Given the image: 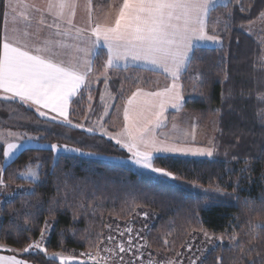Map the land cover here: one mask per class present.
I'll use <instances>...</instances> for the list:
<instances>
[{"label": "trees", "instance_id": "obj_1", "mask_svg": "<svg viewBox=\"0 0 264 264\" xmlns=\"http://www.w3.org/2000/svg\"><path fill=\"white\" fill-rule=\"evenodd\" d=\"M241 2H251L252 6L247 11H240L238 6L231 8V27L226 36L221 35L223 44L197 46L194 58L182 74L187 94L183 108L195 115L200 127L214 120L218 126L214 158L168 156L154 161L178 175L184 182L181 183L158 180L147 171L98 157L61 153L57 160L47 147H26L10 166L3 167V181L27 185L29 191L5 203L0 221L1 245L17 251L25 249L39 239L47 221L52 226L45 243L48 255L30 251L18 256L32 264H61L60 260L50 258L53 253L64 257L99 248L108 227L118 220L139 216L144 222L146 242L154 252L175 257L193 231L203 229L224 235L223 242L210 248L203 264H248L249 258L259 259L256 252L264 253V229L252 225L264 221V69L257 63L258 57L264 55V46L259 41L260 34L247 31V26L260 20L264 0ZM227 13L228 9L219 7L210 21L219 17L228 20ZM105 56V50L96 56L99 66L104 64ZM110 74L108 84L115 96L114 113L134 89L150 87L144 80L139 82L143 76L140 79L136 76L152 77L159 72L128 66L111 68ZM198 75L201 81L192 89L194 76ZM104 87L101 77L91 92L92 111L85 123L103 116L105 106L100 97ZM122 87L127 90L124 96L119 92ZM81 93L84 98L78 95L71 103L70 117L87 99V92ZM1 102L19 110L30 122L43 121L71 132L72 136L65 139L83 148L116 157L129 154L99 131L88 133L85 127L77 129L50 121L18 100ZM74 122L81 124L80 119ZM37 130L45 133L44 139H60L58 134L45 132L43 128ZM29 164L33 168L39 166L40 182L33 183L19 175ZM192 183L204 188L219 186L231 195H201L192 199L189 195ZM32 189L34 194H30ZM234 235L237 240L230 239ZM250 246H255L256 251L246 257L240 249L247 250ZM78 264L95 263L84 260Z\"/></svg>", "mask_w": 264, "mask_h": 264}, {"label": "snow or ice", "instance_id": "obj_2", "mask_svg": "<svg viewBox=\"0 0 264 264\" xmlns=\"http://www.w3.org/2000/svg\"><path fill=\"white\" fill-rule=\"evenodd\" d=\"M79 6L80 0H47L45 8L31 6L35 15L26 18L28 28L24 30L15 26L8 28L7 23L5 24L3 35L0 36V101L18 100L25 105H34L39 116L48 117L51 112L55 115L50 117V121L82 129L83 124H73L69 118V107L73 97L79 95L81 99L84 98L81 93L83 89L87 92V111H92L93 97L88 90L94 82L90 77L95 75L93 65L100 47L105 48L108 54L103 71L99 73V76H103L106 86L110 79L108 76L110 68L121 66L127 68L129 64L154 66L172 76L170 87L154 92H145L137 87L126 99V106L123 108L124 124L116 135L104 129L103 117L96 122V127L87 128L86 131L94 133L99 129L104 135L116 140L117 144L126 147L131 153L128 159L141 169L147 170L154 178L184 183L172 171L154 166V161L168 156H199L213 159L215 146L194 149L187 143H181L179 139L170 141L168 138H160L157 129L164 126L168 107L177 111L182 107L185 97L176 81L194 58L196 46L204 41L223 44V38L217 33L216 28V24H219L218 19L212 26V32L217 34H209L212 13L219 7L228 9L229 19L224 21L223 28L220 29L226 33L231 27V8L238 6L240 11H247L252 6L251 2L244 4L241 0H122L115 5V12L112 11V6H109L102 22L93 14L92 0H86L85 26L75 23ZM6 8L14 11L13 0H8ZM5 16L7 17V12ZM46 17H51V20ZM260 18H264V12L260 13ZM33 20L36 25L35 32L30 30ZM44 28L49 30L48 35L39 37L38 33ZM33 39L37 42L30 43ZM257 63L264 69V55L258 57ZM99 76L95 79L98 80ZM120 94L123 96L122 89ZM100 99L104 100L103 94ZM111 107L106 106L105 114ZM13 135L18 134L0 132V142L5 146L3 155L6 166H10L14 158H18L17 152L21 149L27 150L26 145L42 139L31 136L20 137L22 142L7 139ZM183 136H192V139H195L194 132H184ZM47 148L57 154L75 153L82 157L104 155L99 151H84L67 144H50ZM38 167L26 165L25 171L19 175L38 183L40 182ZM0 187H6L2 179ZM189 187L192 199H198L201 195L204 197L231 195L219 186L204 188L202 185L192 183ZM30 194H34V189ZM144 215L147 216V213ZM249 223L252 224L251 221ZM47 226L46 221L45 228ZM252 226L255 229H264V221H258ZM128 231L131 232V229ZM43 234L42 230V239ZM204 235L207 237L209 234L204 232ZM107 239L111 240L112 237ZM217 239L223 242V237ZM230 239L237 240V236L234 235ZM127 243V248L121 242L115 248H105L102 251L118 257L120 264H125L124 257L120 254L133 253L135 248L131 236ZM31 249L48 255L47 249L42 248L39 242L29 244L24 251ZM240 251L247 257L249 253L256 251V247L250 246L247 250L241 248ZM256 255L259 259L249 258L248 264H264V253L256 252ZM50 258L67 264L59 254L53 253ZM2 259L4 258L0 257V260ZM8 260L10 264H27L26 261L17 260L15 257H9ZM127 264H133V261L130 260ZM167 264L176 262L168 261Z\"/></svg>", "mask_w": 264, "mask_h": 264}, {"label": "rangeland", "instance_id": "obj_3", "mask_svg": "<svg viewBox=\"0 0 264 264\" xmlns=\"http://www.w3.org/2000/svg\"><path fill=\"white\" fill-rule=\"evenodd\" d=\"M110 2H111V6H112V3H113V5L114 4L116 5V1L111 0ZM218 20H219V24H216L217 33L219 32V35L226 36L228 32L225 33L224 31H220V29L223 28L224 21H226V20L221 19L220 17ZM216 21H217L216 18L211 20L209 31H212V26ZM247 31L254 33V34L255 33L260 34L258 36V38H259V41L262 42V44L264 46V18H260V20H256L252 24L248 25ZM102 71H103V69L101 70V68H100L99 72H102ZM109 72H111V69H110V71H108V76L111 77L112 74H109ZM101 77H103V76H101ZM140 77H142V78L140 79ZM166 77L167 76H161V75H157V76L152 75V77H151L149 75L144 74V75L136 76V79H140L139 82H141V83L144 80V83H147L151 88H155L156 85H158L160 83L167 85L168 81L165 80ZM134 78H135V76H134ZM194 78L196 80H193V83L191 84L192 89L193 88L195 89V87H197V85L199 84V81H201L200 75H198V77L194 76ZM170 80H172V79H170ZM180 80H182V77ZM182 83H183V80H182ZM126 88H127V86H126ZM126 88H124V87L121 88L123 90V96L125 95V92L127 91ZM183 91H184V87H183ZM119 92L121 93V90ZM184 93H185V99H186V97H187L186 90L184 91ZM102 94L104 96V100L102 101L103 102L102 104H103V106H105V111H106L107 105L112 106L110 109L107 110V114H105V112H104V114L102 116L103 117L102 122L104 125V129L108 133H111L112 135H116L121 130V129H119L120 125L122 126L124 123V121L122 120V117L119 116V114H120V106L119 105L123 104L126 101L127 97L122 99L120 104H118V107L115 109V112L113 113V104H114L115 99H111L110 97H115V96L111 93L110 84H108L107 86L105 85L104 89L101 92V95ZM129 95H130V93H129ZM88 115H89V111H87V99H86V101L83 103V105H80L78 111H76L75 115L71 116L70 119L72 120L73 124H75L74 121L76 119H80L81 124H83L86 129L90 128V127H93V128L96 127L97 126L96 122L99 119H96L95 122H92L90 124L85 123V120H86L85 117H87V119H89ZM110 116L112 119L108 122V117H110ZM197 126L199 128V132H198V134H196V132L194 133L195 139L193 140L192 136H191L189 141H187V140L185 141V143H187L192 148H196L195 146L200 145L201 144L200 141L203 139H206L208 143L210 141L209 140L210 138L212 141V139H213L212 134L217 129L215 120L210 122L208 125H206V127L204 129L202 126L200 127L198 124H197ZM41 128L45 129V132H48V133L53 132L55 134H58L60 139L59 140L58 139H54V140L44 139L43 137L45 136V133L37 130V129H41ZM174 128H176V127H174L173 124L171 126L168 125L166 128L167 130L170 131V132H168V133H170V136H171L170 139L176 140V139L180 138L179 141L182 142V140H181L182 135L179 134V138H177L175 135V129ZM97 131L101 132L99 129H97ZM0 132H10L13 134H18V135H13V136H10L7 138L10 141H14V142H22L20 140V137H22V136L42 137V139H40L39 141H35V140L32 141L30 144L26 145V147H37L38 148V147H47L50 144H67L70 147H78L84 151H92L90 149L83 148L80 144H77L73 141L72 142L67 141L65 138L71 137L72 136L71 132L66 131L64 129H61V128L59 129L57 126H54L52 124L46 125L45 122H43V121H39V123L38 122L35 123L33 121L30 122L26 119V116H24L19 110H17L13 106L11 107V106H8L5 104L2 105V102L0 103ZM106 136H108V135H106ZM113 141L116 142V140H114V139H113ZM120 146L127 150L126 147H124L122 145H120ZM4 150H5V146L2 142H0V156H1V158H0V179H2L3 167L6 165V160H5V157L3 155ZM22 150L23 149H21L20 152ZM20 152H17L16 155H18ZM127 152H128V150H127ZM65 154H72L73 155L75 153H65ZM55 155L59 157L61 155V153L60 154L55 153ZM75 155H78V154H75ZM130 156H131V153H129L128 156H126V157H121V156L116 157V156L104 154L103 156L98 157V158H100L104 161H107V162L111 161V162H115L117 164H124L126 166L131 167V168L133 167L134 169H136L138 171H143V172L147 171L145 169H141L139 166L135 165L131 160H129L128 157H130ZM80 157H82V156H80ZM186 157L202 158L199 156H186ZM88 158H97V157H88ZM154 166L161 167L157 163H154ZM4 184L6 185V187H0V221L3 218L2 209L5 205V203L7 201L15 198L17 195H20L23 192L28 193V191H29V188H27V185H17V184L13 185V184H8L5 181H4ZM10 194H14V195H10ZM138 218H139V216L134 217L133 220H131V219L118 220L117 222H115V224L113 226L108 227L107 230L105 231L104 237L102 238V241L100 243L99 248L89 249V250H85V251L82 250V251H78L77 253H74L71 255H66L64 257L62 256V257L64 258V260L67 261V264H78V262H84V260L94 262L95 264H102V261H103V264H120L118 257L113 256L109 252L102 251V250L105 248H115L116 245L121 243V242H123L125 247L127 248L128 247L127 242H128L129 236H131L132 244L135 246L134 252L133 253L125 252V253L120 254L124 257L125 264H127V262L130 260L133 261V264H149L150 261H151V264H167L168 261L176 262V264H193V261H195V264H203V261L206 258V256L208 255L207 253L209 252L210 248L216 247L217 244L221 243V241H219L217 238L224 236L223 234L215 235L214 233L207 231V230H205L203 232L202 231H196V232L193 231L191 238L188 240L186 246L176 254L177 256H175V257L174 256H167L165 253L162 254V252H154L151 250V245H148L146 242V236L144 233L145 229L142 226L144 222H143V220L138 219ZM137 223H139V224H137ZM51 228H52V226H50V225H48L47 228H44L43 239L40 236L39 239L32 241L30 244H32L34 242H39L41 244V247L45 249V243L48 240ZM128 229H131V232H129ZM204 232H207L209 235L206 237L204 235ZM108 237H112V239L108 240L107 239ZM141 245L143 247H141ZM2 246L3 247L2 248L0 247V249L7 251L8 246L7 247L4 245H2ZM12 250L15 253L16 252L17 253H22V252L23 253H29L30 251H39L36 249H31L27 252L24 251V249L19 250V251L14 250V249H12ZM39 252H41V251H39ZM97 253H99V255H97ZM88 254H91V255H88ZM104 258H108V259H104Z\"/></svg>", "mask_w": 264, "mask_h": 264}, {"label": "crops", "instance_id": "obj_4", "mask_svg": "<svg viewBox=\"0 0 264 264\" xmlns=\"http://www.w3.org/2000/svg\"><path fill=\"white\" fill-rule=\"evenodd\" d=\"M110 1L111 0H92L93 14H94L95 17L99 18L102 22L104 20V14L109 10V6L111 5ZM114 1H116V5H118L119 3L122 2L121 0H114ZM7 3H8V0H0V6L2 7L1 8V13H0V17H1L0 18V36L3 35V31H4V27H5L6 23H7L8 28H12L14 26L19 28V29H21V30H24V29L28 28V20L26 18L35 15V13H33L32 10H31V6L35 5V6L40 7V8H45L47 0H13L14 11H10L8 8H6ZM85 3H86V0H80V6L77 8L76 15H75V23L77 25H80V26H85L86 25V21H87V10L85 8ZM112 11L115 12V4L113 5V3H112ZM6 12H7V17L5 16ZM46 19H48L50 21L51 17H46ZM210 23H211V21H209V29H210ZM30 30L33 31V32L36 31V25H35V21L34 20L32 21ZM48 33H49V30L47 28H44L41 32L38 33V35H39V37H44V36H47ZM209 34L212 35V34H217V33H213L212 31H209ZM218 34H219V32H218ZM36 42H37L36 39H33V40L30 41V43H36ZM220 45H222V44H214V43H212L210 41H204V42L199 43L197 46H204V47L211 46V47H214V46H220ZM101 50H103V51L105 50L106 56H105L104 60L106 61L107 58H108L107 50L105 48H103V47H100L98 49V51L100 52ZM263 53H264V50H263ZM129 66H134V67H138V68L142 67V66H136V65H133V64H129ZM93 67H94L95 75L93 77H90V80L94 81L92 83L91 88L88 90L90 92H93L95 87H96V85H98V81L101 78V76H99V73H100L99 71H100V68H101V70L103 69V65L99 66L97 64L96 60H94ZM120 68H124V67L121 66ZM142 68H145V69H150L151 68L152 70H155V71L159 72L160 73L159 75L167 76L165 78V80L168 81L167 85L160 83V84L156 85L155 88L140 87L145 92L162 91L163 89L171 86L172 80H170V79H172V76L170 74H167L164 71H162V70H160L158 68H155L154 66L142 67ZM110 69L108 71H110ZM185 71H183L179 75V78L176 81L177 84L181 86L182 91H183V83H182V80H180V79L182 77V74ZM110 73L111 72H109V74ZM96 76H99L98 80L95 79ZM155 76H157V75H155ZM130 95H131V93H130ZM183 95L185 97L184 91H183ZM76 97L77 96L73 97L72 101ZM184 102H185V100L182 102V107L178 111L173 109V108H171V107L167 108V110L165 112V116L167 117V120L165 121L164 126H162L161 128L157 129V135L160 138H168L171 141L170 133H168L170 131L167 130L166 128H167L168 125L171 126L172 124L176 127V128H174L176 137L179 138V134L182 135L181 136V140H182L181 143H185L186 140L189 141L190 137H191V136L184 137L183 136L184 132H189V133H193V132L195 133L196 132V134H198L199 128L197 126V119H196L195 115H193L189 111H186L183 108V106L185 104ZM27 106L32 108L33 110H35V106L34 105H32V106L27 105ZM119 106H120V114H119V116L122 117V120L124 121V119H123V108L126 106V101L123 104L119 105ZM70 114H71V104H70V107H69V118H70ZM52 115H55V114L50 112L48 117H43V118L50 119V117ZM122 127H123V125L122 126L120 125L119 129H122ZM204 128L205 127H203V129ZM216 132H217V129L212 134V138H213L212 141H211V138H210L209 139L210 141L208 143L206 139H203V140L200 141L201 144L197 145L195 147L198 148V147L214 146ZM0 247L2 248L3 246L0 244ZM0 257L4 258V259L0 260V264H10V261L8 260L9 257H15L17 260H23L20 256H18V253L17 252L15 253L11 248H7V251L0 249ZM23 261H25V260H23ZM27 264H32V263L27 262Z\"/></svg>", "mask_w": 264, "mask_h": 264}]
</instances>
